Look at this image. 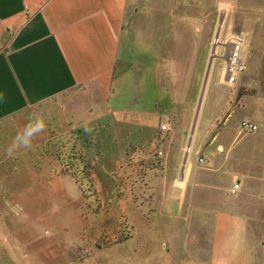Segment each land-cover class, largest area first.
I'll return each instance as SVG.
<instances>
[{
    "label": "crops",
    "instance_id": "1",
    "mask_svg": "<svg viewBox=\"0 0 264 264\" xmlns=\"http://www.w3.org/2000/svg\"><path fill=\"white\" fill-rule=\"evenodd\" d=\"M207 1L0 0V127L54 105L56 113L48 115L58 133H83L84 147L95 159L97 151L109 157L105 149L116 144L122 149L117 161L129 169L137 165L141 177L153 181L147 188L151 194L158 195L157 183L164 178L163 194L175 210L186 211L188 227L210 229L206 241L187 243L182 264H264V221L255 198L262 177L220 173L224 161L208 164L207 155L216 142L225 152L234 108L246 111L241 120L264 128L262 91L239 96L230 84L225 110L227 94H219L221 84L214 78L199 133L192 131L211 71L216 19L229 17L231 39L243 37L238 31L245 26L242 0H222L212 13L198 7ZM220 105L224 111L213 119L209 113ZM22 138L0 140V166L2 147L27 149L31 140ZM182 159H189L185 168ZM175 174L183 182L181 197L174 195ZM235 181L240 188L232 194ZM2 212L0 206V229L6 233ZM25 241L2 234L0 245L9 252L0 255V264H29Z\"/></svg>",
    "mask_w": 264,
    "mask_h": 264
},
{
    "label": "rangeland",
    "instance_id": "2",
    "mask_svg": "<svg viewBox=\"0 0 264 264\" xmlns=\"http://www.w3.org/2000/svg\"><path fill=\"white\" fill-rule=\"evenodd\" d=\"M221 1L208 0L198 7L212 13L214 7L219 10ZM241 8L245 26L237 31L245 40L246 68L234 86L245 93L256 92L264 79V0H242ZM231 12L230 16L234 10ZM186 16L189 19L192 15ZM228 18L219 15L215 21L212 41L217 36L221 44L214 43L211 48V71L192 126L196 135L214 78L221 84L219 94H227L225 110L230 105L227 44L232 41V30ZM53 110L52 104L32 109L4 121L0 127V140H31L27 149L19 147L15 152L2 147L5 162L0 166V187L4 188L0 206L8 229L6 233L0 229V236L26 238L29 264H182L188 257V242L208 239L210 229L188 227L183 218L186 211L175 210L174 202L171 206L170 196L163 194L164 178L160 185L157 183L158 195L151 194L147 188L153 187V181L141 177L137 165L129 169L117 161L122 149L116 144L105 149L109 157L97 151L98 158H91L81 139L83 133L64 136L51 126L56 122L48 115L56 113ZM220 110L224 111L221 105L208 112L209 116L214 119ZM245 112L234 108L227 122L226 150L218 151L217 142L211 145L208 164L224 161L220 173L239 170L262 177L255 198L264 221V128L243 132L240 118ZM65 143L69 147L62 150ZM188 161L182 159L180 168H185L183 163ZM171 182L174 195L181 197L183 182L177 174ZM263 227L264 222V236ZM8 252L0 245V255Z\"/></svg>",
    "mask_w": 264,
    "mask_h": 264
},
{
    "label": "built area",
    "instance_id": "3",
    "mask_svg": "<svg viewBox=\"0 0 264 264\" xmlns=\"http://www.w3.org/2000/svg\"><path fill=\"white\" fill-rule=\"evenodd\" d=\"M222 13L225 14L226 10L223 9ZM232 48L228 56V65H227V81L229 84L234 85L237 82L238 76L245 70L246 65L243 58L244 50V39L240 35H235L231 41ZM215 44H221L220 38L215 39ZM162 128H166L165 125ZM240 128L243 132H254L259 129V124L249 120L243 119L240 123ZM187 152L191 151V146H187ZM199 162H204V157H199ZM183 176L181 177V179ZM240 188V182L235 181L230 189L232 194H235Z\"/></svg>",
    "mask_w": 264,
    "mask_h": 264
},
{
    "label": "trees",
    "instance_id": "4",
    "mask_svg": "<svg viewBox=\"0 0 264 264\" xmlns=\"http://www.w3.org/2000/svg\"><path fill=\"white\" fill-rule=\"evenodd\" d=\"M261 91H262V93H263V95H264V79H263V81H262ZM247 93H255V92H247ZM247 93L242 92V91H240V90H239V92H238L239 96H242L243 94H247Z\"/></svg>",
    "mask_w": 264,
    "mask_h": 264
}]
</instances>
